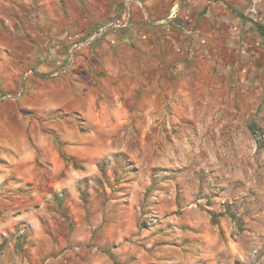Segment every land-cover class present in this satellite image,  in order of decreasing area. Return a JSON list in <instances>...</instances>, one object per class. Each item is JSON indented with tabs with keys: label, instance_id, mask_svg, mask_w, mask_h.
Wrapping results in <instances>:
<instances>
[{
	"label": "rangeland",
	"instance_id": "rangeland-1",
	"mask_svg": "<svg viewBox=\"0 0 264 264\" xmlns=\"http://www.w3.org/2000/svg\"><path fill=\"white\" fill-rule=\"evenodd\" d=\"M240 2L0 0V123L53 78L67 112L85 86L73 82H95L112 123L61 154L65 169L37 163L42 185L13 215L34 219L0 231V264H264V0ZM226 13L263 44L218 48ZM156 18L171 30H150Z\"/></svg>",
	"mask_w": 264,
	"mask_h": 264
},
{
	"label": "crops",
	"instance_id": "crops-1",
	"mask_svg": "<svg viewBox=\"0 0 264 264\" xmlns=\"http://www.w3.org/2000/svg\"><path fill=\"white\" fill-rule=\"evenodd\" d=\"M239 1H241L240 7H242L243 0ZM255 1L253 0V2ZM244 15L242 13L216 15V18L222 21L223 26H226L229 22L232 23V30H216L215 37L218 38V48L248 51L252 50L254 45L262 43L257 31L253 27L251 28L252 24L250 25L249 21L244 20ZM161 21L162 19L156 18L154 24L159 26L150 27V30H171L160 26ZM182 32L185 33V30ZM192 32L194 37L201 35L199 45H201L202 50H206L205 37L207 38L206 35L210 34H203V30ZM229 34L231 39L228 38ZM224 36H227L226 41ZM183 37H186V35L183 34ZM166 61H168V64L175 62V56L171 57L169 55ZM158 63L160 61L154 62L153 66H158ZM157 77L159 78V74H157ZM107 78L111 79L112 75L107 76ZM58 79H52L53 82L50 85L53 91L48 92L47 95L42 92H35V94L33 92L35 95L34 100L29 95L24 101L19 102V107L1 109L4 120L0 123V152L3 153L0 155V163H11L13 167L9 171L0 168V196H8L3 197L4 202H1L2 198L0 197V205L4 206L2 210L6 211V214L2 215L3 222H0V231H6L7 228L12 229L14 225L21 221L34 219L33 213L30 215L27 213L13 215L14 212H21V210L25 212L29 209L31 202L27 201L26 203L25 201L30 200V198L25 197V194L29 193V189L32 187L31 184L41 183L42 185L43 177L41 173L43 170L37 163L50 162L53 163L54 173L61 171L66 168L61 154L75 158L80 157L83 153L89 151L90 138L96 128L104 131L112 128L110 118L106 116V110L100 111L96 107L97 97L95 92L97 88L94 85L95 82L91 81L90 84L84 79L73 82L74 86L79 84V88L81 83H84L85 86L82 91H79L80 94L77 98H74L73 95L68 96V100L73 99L72 102L75 101L72 105L76 108L67 112L64 108L65 92L62 90L64 80L63 78ZM241 81L246 82L245 76ZM106 83L104 82L105 85ZM105 85L104 87H107ZM242 90L246 93L249 92L248 89ZM49 94H51L50 97H48ZM44 96L47 102L45 108L40 107V98L42 99ZM19 99H21V96L15 101H19ZM246 103L249 106L253 104V101L247 98ZM55 110H60L58 117H55L56 115L53 113ZM124 113L127 112L124 110ZM71 114L74 118L70 117ZM7 154L9 158H7ZM70 173L74 174L73 171ZM33 194L47 195L41 189H39V192L34 191Z\"/></svg>",
	"mask_w": 264,
	"mask_h": 264
},
{
	"label": "water",
	"instance_id": "water-1",
	"mask_svg": "<svg viewBox=\"0 0 264 264\" xmlns=\"http://www.w3.org/2000/svg\"><path fill=\"white\" fill-rule=\"evenodd\" d=\"M109 27V26H108ZM91 39L87 40L88 42L90 41ZM79 44V43H78Z\"/></svg>",
	"mask_w": 264,
	"mask_h": 264
}]
</instances>
